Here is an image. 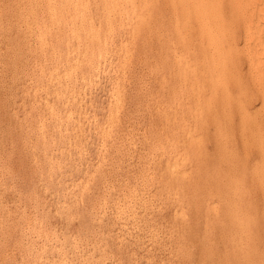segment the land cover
Listing matches in <instances>:
<instances>
[{
	"label": "rangeland",
	"instance_id": "obj_1",
	"mask_svg": "<svg viewBox=\"0 0 264 264\" xmlns=\"http://www.w3.org/2000/svg\"><path fill=\"white\" fill-rule=\"evenodd\" d=\"M104 1L0 0V264H264V0Z\"/></svg>",
	"mask_w": 264,
	"mask_h": 264
},
{
	"label": "bare ground",
	"instance_id": "obj_2",
	"mask_svg": "<svg viewBox=\"0 0 264 264\" xmlns=\"http://www.w3.org/2000/svg\"><path fill=\"white\" fill-rule=\"evenodd\" d=\"M52 1V0H51ZM73 1V0H72ZM166 2H167V0H165ZM186 1V0H185ZM188 1V0H187ZM230 1V0H229ZM245 1V0H244ZM84 2V1H83ZM102 2V1H101ZM103 2H105L104 0H103ZM121 2V1H120ZM177 2V1H176ZM219 3V1L218 0H189L188 2H186L185 3V5H183L182 6V11H183V18L185 19V18H187V16L188 15H191L192 14V21H191V23H192V27H194V26H199L202 30H200V32L199 33H197V34H200V35H202V34H204L205 33V37L207 36V33H209V32H211L213 29L211 28H209L208 27V24H211V23H213L212 25L213 26H215V24L217 23V21H218V19H217V15L215 14L216 13V9H215V3H216V5ZM238 2V1H237ZM262 4L257 8L256 7V5H254L253 6V8L255 7L256 9L255 10H259V11H264V2L263 1H260ZM71 3V2H70ZM76 3V2H75ZM221 3V2H220ZM230 3V2H229ZM232 4H234V2H231ZM245 3V2H244ZM248 3V2H247ZM246 3V4H247ZM81 4V3H80ZM161 4V3H160ZM165 4V3H164ZM167 4V3H166ZM170 4V3H169ZM236 4V3H235ZM238 4V3H237ZM241 4H243V3H241ZM45 5H46V3H45ZM104 5V4H103ZM108 5V4H107ZM110 5H112V4H110ZM177 5H178V3H177ZM182 5V4H181ZM229 5V4H228ZM250 5V4H249ZM82 6V5H81ZM162 6H163V4H162ZM165 6H167V5H165ZM171 6H173V5H171ZM236 6V5H235ZM239 6V5H238ZM240 6H242V5H240ZM244 6L245 5H243V8H244ZM67 8H68V5L66 6ZM73 7H75V6H73ZM103 7V6H102ZM127 7V6H126ZM133 7V6H132ZM159 7H160V5H159ZM168 7V6H167ZM229 7L230 8H232V5H229ZM228 7V8H229ZM248 7V6H247ZM72 8V7H71ZM169 8V7H168ZM167 8V9H168ZM173 8V7H172ZM241 7H238L237 9L239 10ZM54 9V8H53ZM70 9V8H69ZM79 9H80V5H79ZM166 9V8H165ZM49 10V9H48ZM74 10H75V8H74ZM104 10H105V7H104ZM162 10H163V8H162ZM181 10V9H180ZM232 10V9H231ZM234 10H235V8H234ZM244 10V9H243ZM65 11V10H64ZM70 11V10H69ZM76 11V10H75ZM126 11V10H125ZM174 11V10H173ZM173 11H172V13H173ZM219 11H221V10H219ZM229 11V10H228ZM246 11H247V9H246ZM252 12H253V14H254V12L255 11H253V9L251 10ZM66 12V11H65ZM77 12V11H76ZM106 12H107V10H106ZM128 12V11H127ZM179 12V11H178ZM78 13V12H77ZM228 13H230V12H228ZM240 14V13H239ZM66 15V14H65ZM77 15V14H76ZM126 15V14H125ZM249 15H251V14H249ZM259 15H260V12H259ZM128 16H129V13H128ZM230 16V15H229ZM239 16H241V14L239 15ZM242 16H244V15H242ZM55 17V16H54ZM84 17V16H83ZM118 17H119V15H118ZM125 18L127 17V16H124ZM176 17V16H175ZM245 17V16H244ZM171 18H172V15H171ZM241 18V17H240ZM260 18H261V21H263V23H264V14H262L261 16H260ZM55 19V18H54ZM174 19L175 18H172V22L174 21ZM230 19H231V17H230ZM176 20V19H175ZM182 20V19H181ZM180 20V21H181ZM240 20H242L241 22H240V24H239V26H233V25H231L230 24V21H224V26H229V25H231V26H229L230 27V31H231V33L233 32V33H236L239 29H240V26H242L243 28H247V32H249V28L248 27H250V26H255V25H258V22H256L255 23V21L254 20H252V16H248V17H246V18H244L243 19V17H242V19H240ZM58 21V20H57ZM188 21V23H189V19L187 20ZM216 21V22H215ZM186 22V21H185ZM184 23V22H183ZM187 23V22H186ZM176 24H177V22H176ZM223 24V20H222V18H221V16L219 15V21H218V23H217V27L218 28H220L221 27V25ZM174 25V24H173ZM189 25V24H188ZM212 25H210V26H212ZM180 26H181V24H180ZM182 27V26H181ZM180 27V28H181ZM263 27V26H262ZM176 28V27H175ZM188 28V27H187ZM182 29V28H181ZM254 29V28H253ZM217 30V29H216ZM222 30V28L220 29V31ZM242 30H244V29H242ZM259 30V29H258ZM261 30V29H260ZM259 30V31H260ZM180 31V30H179ZM182 31H184V29H182ZM217 31H219V30H217ZM219 31V32H220ZM244 31H246V30H244ZM243 31V32H244ZM258 31V32H259ZM95 32V31H94ZM175 32H176V30H175ZM225 32V31H224ZM257 32V33H258ZM261 32V31H260ZM185 34H186V32H184ZM222 33L223 32H221V36H222ZM255 33H256V31H255ZM183 34V33H182ZM246 34V33H245ZM251 34V33H250ZM249 34V35H250ZM176 35V34H175ZM210 35V34H209ZM225 35H227V34H225ZM257 35V34H256ZM261 35L262 34H260V36H259V38L261 37ZM84 36V35H83ZM177 37H178V35H176ZM175 36V37H176ZM220 36V37H221ZM242 36H243V33H242ZM246 36H247V34H246ZM87 37V36H86ZM181 37V36H180ZM215 37H216V34H215ZM226 37V36H225ZM250 37V39L249 40H251V37L252 36H249ZM256 36L254 35V37H252L253 38V40H254V38H255ZM71 38V37H70ZM79 38V37H78ZM186 38V37H185ZM207 38V37H206ZM238 38V37H237ZM243 38V37H242ZM81 39H82V36H81ZM84 39V38H83ZM180 39V38H179ZM208 44H209V41H210V38L208 37ZM212 39H213V36H212ZM211 39V40H212ZM216 39H217V37H216ZM215 39V40H216ZM223 39V38H222ZM245 39V38H244ZM256 39V38H255ZM72 40V39H71ZM200 40H201V37H200ZM219 40V39H218ZM243 40V39H242ZM248 40V39H247ZM65 41H66V38H65ZM180 41H181V39H180ZM180 41H179V43H180ZM202 41V40H201ZM206 41V40H205ZM217 41V40H216ZM221 41H223V40H221ZM224 41H226V39H224ZM239 41H240V39H239ZM244 41V40H243ZM242 41V42H243ZM177 42V41H176ZM213 42V41H212ZM218 42V41H217ZM231 42V41H230ZM246 42V41H245ZM248 42V41H247ZM228 43V42H227ZM234 43V42H233ZM254 43V42H253ZM200 44H202V42H200ZM207 44V43H206ZM207 44V45H208ZM211 44V43H210ZM255 44L256 45H254L253 44V46H255V49H256V51L257 52H259V54L258 55H261V53H262V55L264 54V39H261V40H256V42H255ZM101 45V44H100ZM222 45V44H221ZM226 45V44H225ZM244 45V44H243ZM67 46V45H66ZM69 46H73V45H71V43H70V45ZM227 46V45H226ZM247 46V45H246ZM249 46V45H248ZM247 46V47H248ZM251 46V45H250ZM252 46V47H253ZM68 47V46H67ZM196 47V46H195ZM198 47V46H197ZM211 47V46H210ZM222 47H223V45H222ZM252 47H251V49H252ZM82 48V47H81ZM244 48H246V47H244ZM96 49V48H95ZM97 49H98V47H97ZM200 49V48H199ZM201 49H202V47H201ZM206 49H207V46H206ZM208 49H209V46H208ZM207 49V50H208ZM213 50V49H212ZM218 50V49H217ZM227 50H228V47H227ZM244 50V49H243ZM249 50V49H248ZM201 51V50H200ZM204 51H205V49H204ZM215 51V50H214ZM229 51V50H228ZM245 51V50H244ZM246 51H247V49H246ZM254 52V50L252 49L251 50V52ZM210 51H208V53H209ZM248 52V51H247ZM250 52V51H249ZM98 53V52H97ZM201 53V52H200ZM211 53H212V51H211ZM217 53H218V51H217ZM235 53H236V50H235ZM212 54H214V53H212ZM224 54V53H223ZM89 55V54H88ZM97 55V54H96ZM225 55H226V53H225ZM233 55H234V53H233ZM253 55V54H252ZM256 56V58L257 59H259V61H260V59H263V57H264V55L263 56ZM92 56V55H91ZM218 55H216V57H217ZM221 56H222V53H221ZM236 56V55H235ZM246 56V55H245ZM66 57H67V55H66ZM70 57V56H69ZM90 57V56H89ZM205 57V56H204ZM211 58V57H210ZM209 58V59H210ZM247 58V57H246ZM248 58H249V56H248ZM207 59V58H206ZM216 59V58H215ZM217 59H218V57H217ZM254 59V58H253ZM72 60V59H71ZM211 60V59H210ZM233 60H234V58H233ZM249 61V60H248ZM250 61H251V58H250ZM218 62V61H217ZM230 62V61H229ZM232 62V61H231ZM252 62H253V60H252ZM262 62V61H261ZM67 63V62H66ZM212 63V62H211ZM233 63V62H232ZM237 63V62H236ZM247 63V62H246ZM254 63V62H253ZM263 63V62H262ZM213 64H214V62H213ZM249 64H250V62H249ZM67 65V64H66ZM65 65V66H66ZM69 65H70V63H69ZM215 65H217V64H215ZM222 64H220V66H221ZM230 65V64H229ZM234 65V64H233ZM256 65H258V63L257 62H255V69H256V71H257V66ZM263 65H264V63L263 64H261V66L263 67ZM212 66V65H211ZM214 66V65H213ZM219 66V65H218ZM219 66V67H220ZM238 66H239V63H238ZM258 66H260V65H258ZM66 68V67H65ZM214 68H216V67H214ZM222 68H223V65H222ZM235 68V67H234ZM241 68V67H240ZM252 68V67H251ZM259 68V67H258ZM244 69V68H243ZM250 69V68H249ZM253 69V68H252ZM251 69V70H252ZM264 69V68H263ZM263 69H261V71L262 72H264L263 71ZM63 70H64V68H63ZM219 70V69H218ZM236 71H237V69H235ZM61 71V70H60ZM222 71V70H221ZM234 71V70H233ZM260 71V72H261ZM212 72H213V70H212ZM226 72H227V74H228V71H227V69H226ZM232 72V71H231ZM258 72H259V69H258ZM257 72V73H258ZM239 73V72H238ZM250 73V72H249ZM232 74V73H231ZM260 74V73H259ZM236 75V74H235ZM251 75V74H250ZM254 75H255V73H254ZM219 76V75H218ZM231 77H232V75H231ZM234 77V76H233ZM258 77V76H257ZM255 79V78H254ZM259 80L260 79H258V82H259ZM209 81H211V78H209ZM261 81V80H260ZM211 82H213V81H211ZM66 83V82H65ZM238 83V82H237ZM241 82H239V84H240ZM256 84V83H255ZM222 85V84H221ZM257 85V84H256ZM262 85V84H261ZM240 86V85H239ZM61 87V86H60ZM261 87V86H260ZM63 88V87H62ZM66 88V87H65ZM212 88V87H211ZM257 88V87H256ZM64 89V88H63ZM69 89V88H68ZM213 90V89H212ZM60 91V90H59ZM66 91V90H65ZM258 91V90H257ZM61 92V91H60ZM210 92V91H209ZM213 92V91H212ZM214 93V92H213ZM222 93V92H221ZM225 93V92H224ZM213 95V94H212ZM226 96V95H225ZM241 107V106H240ZM238 109H239V107H238ZM239 113H240V111H239ZM44 264V263H43Z\"/></svg>",
	"mask_w": 264,
	"mask_h": 264
}]
</instances>
